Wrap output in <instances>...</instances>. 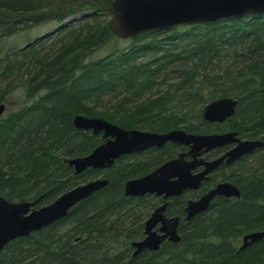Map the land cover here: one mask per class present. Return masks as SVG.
Returning <instances> with one entry per match:
<instances>
[{
	"label": "trees",
	"instance_id": "1",
	"mask_svg": "<svg viewBox=\"0 0 264 264\" xmlns=\"http://www.w3.org/2000/svg\"><path fill=\"white\" fill-rule=\"evenodd\" d=\"M113 1L0 0V196L41 207L87 180H109L67 218L10 242L0 264H264V238L238 251L239 237L264 230V152L246 164L240 198L182 221L180 243L136 258L130 243L159 199L127 197L124 182L176 148L79 176L68 163L105 142L75 127L79 113L125 129L209 134L225 127L205 121V105L229 97L239 101L232 130L264 126V14L122 39L109 27Z\"/></svg>",
	"mask_w": 264,
	"mask_h": 264
},
{
	"label": "water",
	"instance_id": "2",
	"mask_svg": "<svg viewBox=\"0 0 264 264\" xmlns=\"http://www.w3.org/2000/svg\"><path fill=\"white\" fill-rule=\"evenodd\" d=\"M109 11L110 29L122 39L133 38L150 30H169L182 25H201L220 19L241 18L264 14V0H114ZM238 100L222 98L214 100L204 108V118L210 122H223L235 114ZM4 110L0 106V115ZM75 125L79 129L91 130L94 134L103 133L106 141L92 153L70 159L68 162L75 170L84 172L89 168L106 169L124 155L140 152L151 147H163L168 141L190 147V151L179 158L160 166L154 172L137 179L127 181L125 193L130 196L156 194L169 199L180 195L186 189L198 188L208 174L228 157V162L248 154L263 145L260 141L241 142L236 133L192 134L184 130H175L166 134L124 129L101 118L77 117ZM239 143L222 158L214 162H205L198 157L203 151ZM190 154L192 160L184 156ZM204 165L201 172L193 171ZM108 184L106 179H97L86 185L78 186L60 195L53 203L37 207V201L11 202L0 196V254L15 239L52 225L65 218L71 209L81 201ZM216 194L240 196L241 191L231 183L220 184L208 196L192 200L188 206L187 219L191 220L207 210L210 200ZM168 202L156 208L147 220L145 232L147 237L135 242L137 253L144 249L157 251L161 243L168 239L179 242V217L164 216ZM160 226L158 231L156 227ZM264 238V230L252 231L243 236L242 249Z\"/></svg>",
	"mask_w": 264,
	"mask_h": 264
},
{
	"label": "flooded vegetation",
	"instance_id": "3",
	"mask_svg": "<svg viewBox=\"0 0 264 264\" xmlns=\"http://www.w3.org/2000/svg\"><path fill=\"white\" fill-rule=\"evenodd\" d=\"M228 123V121L222 122L221 124ZM219 124V123H218ZM229 126V125H228ZM230 128H225L224 130H218L211 132L209 134H219V133H228ZM238 133V137L241 142L244 141H260L263 143L261 147H258L252 153H249L247 155L241 156L237 158L234 161L228 162L227 159H225L217 168L213 169L209 174L208 178L206 180H203L198 188L192 189H186L183 191L180 195L176 196V198H171L169 202L174 201L177 198H180V201L183 202L184 206L181 211L173 210L170 211V207L167 205V208L164 212V216L168 218L172 217H179L180 222L185 221L187 219V213H186V206L190 200H199L201 197H203L205 194H207L210 190H213L216 188L220 183H231L234 184L236 187L239 185V181L241 180V176L244 174V169L246 164L252 160L254 156H256L259 153L264 152V134H257L252 127L244 126V128L240 130H236ZM197 134V133H194ZM239 143H232L229 145H225L222 147H217L214 149H211L209 151H203V153L198 157V159H203L205 162H214L217 159L223 157L225 154H227L233 147L237 146ZM174 148V151L171 155L166 153V155L163 157L164 160L157 164L156 166H149L148 171L143 174L147 175V173L154 172L157 170L160 166L164 165L165 163L171 161L172 159L180 156L181 154H186L190 151V147L179 145V144H170ZM169 145H164L163 147H151L146 149L145 151L140 152V154H135L130 156L129 159H133L134 157H140L142 159H148L153 158L156 155L163 154L161 151L166 149V147ZM185 160L190 161L192 160V157L190 154H187L184 156ZM205 166L201 165L197 167L193 173H198L204 170ZM141 175V176H143ZM139 177V176H138ZM239 188V187H238ZM147 195H154L156 198L159 199L158 204L153 208H157V206H162L165 203V198L163 196H157L156 194H147ZM145 196V195H144ZM168 202V203H169ZM152 209V210H153ZM151 210V211H152ZM197 216V215H196ZM160 226L157 227L159 229ZM163 242H170L168 239H165ZM163 244V243H162ZM160 249V248H159ZM158 249V250H159ZM157 250V251H158Z\"/></svg>",
	"mask_w": 264,
	"mask_h": 264
},
{
	"label": "bare ground",
	"instance_id": "4",
	"mask_svg": "<svg viewBox=\"0 0 264 264\" xmlns=\"http://www.w3.org/2000/svg\"><path fill=\"white\" fill-rule=\"evenodd\" d=\"M92 12V10H90V9H87V10H85V11H82V13H79V14H75L74 16H71V17H69L67 20H65L62 24H60V25H58V26H56V27H53V28H49L48 30H47V33H54V32H56L57 30H59L61 27H63V26H65V25H67L69 22H71L72 20H74V19H78V18H80L81 16H83V15H88V14H90ZM108 13H109V23H110V19H111V14H110V11H109V8H108ZM209 24V23H208ZM200 25V24H199ZM201 25H205V24H201ZM110 27V26H109ZM112 31V30H111ZM114 34V33H113ZM115 35V34H114ZM26 45L27 44H22L21 46H20V48L19 49H22V48H24V47H26ZM18 49V50H19ZM15 51H17V50H15ZM223 98H229V97H223ZM218 99H222V98H218ZM218 99H216V100H218ZM232 99H235V100H238L237 98H232ZM209 104V103H208ZM238 104H239V101H238ZM238 104H237V106H236V110H235V114H236V112H237V108H238ZM207 105V104H206ZM205 105V106H206ZM0 106H3L4 107V110H3V112H2V115L4 114V113H6V109H7V106L4 104V103H0ZM235 114L232 116V117H230V118H228V119H226L225 121H230V122H232V121H235ZM2 115H0V116H2ZM77 117H84V118H88V119H91V118H101V119H104V118H102V117H89V116H86V115H84V114H81V113H79V114H77V115H75L74 116V118H73V124L75 125V120H76V118ZM203 117H204V111H203ZM205 119V118H204ZM232 119V120H231ZM104 120H106V119H104ZM108 121V120H107ZM205 121L207 122V123H219V124H221V122H210V121H207L206 119H205ZM225 121H223V122H225ZM110 122V121H109ZM112 123V122H111ZM233 123V122H232ZM113 124H115V123H113ZM115 125H117V124H115ZM119 126V125H118ZM75 127H76V125H75ZM121 127V126H120ZM223 127H225V128H230V130H232L231 129V127L230 126H228V125H224ZM77 128V127H76ZM125 129V128H124ZM138 129V128H137ZM252 129H254V131L259 135H261V134H264V126H261V127H256V126H253L252 127ZM81 130H83V129H81ZM139 130H142V131H147V132H151V131H148V130H143V129H139ZM175 130H183V129H172V130H169V131H167V132H153V133H159V134H166V133H169V132H172V131H175ZM185 131V130H184ZM214 131H218V130H214ZM185 132H187V131H185ZM187 133H191V132H187ZM228 133H236V138H238L239 139V137H238V133L236 132V130H232V131H228ZM192 134H194V133H192ZM219 134H225V133H219ZM102 136H103V133H102ZM103 138H104V136H103ZM105 139V141H106V138H104ZM240 140V139H239ZM170 144H175L174 142H172V141H168L167 143H165V145H169V146H172V145H170ZM236 147V146H235ZM235 147H233L231 150H233ZM143 151H145V150H143ZM140 152H142V151H140ZM140 152H134V153H131V154H127V155H124L123 156V158H130V156H132V155H135V154H140ZM173 153V151L171 150V149H169V152H168V154L169 155H171ZM250 153H252V152H250ZM249 154V153H248ZM88 155V154H87ZM245 155H247V154H245ZM85 156V155H84ZM244 156V155H243ZM76 157H79V156H76ZM76 157H71V158H69L68 159V161L70 160V159H72V158H76ZM255 157V156H254ZM253 157V158H254ZM177 158H179V156L178 157H176V158H174V159H177ZM222 158V157H221ZM252 158V159H253ZM174 159H172V160H174ZM185 159V158H184ZM220 159V158H219ZM225 159H229L228 157H226ZM224 159V160H225ZM218 160V159H217ZM223 160V161H224ZM234 161V160H233ZM69 163V162H68ZM70 165V164H69ZM71 166V165H70ZM73 167V166H72ZM74 168V167H73ZM89 169H94V168H89ZM98 170H103V169H98ZM74 171H75V174L76 175H81V174H83L84 172H77L76 170H75V168H74ZM148 171V170H147ZM148 174H150V173H147V175ZM143 176H145V175H143ZM143 176H137V177H132V178H130V179H127L125 182H124V193H125V186H126V183H127V181H129V180H131V179H137V178H140V177H143ZM97 179H106V180H108L107 178H102V177H99V178H95V179H90V180H87V181H85V182H82V183H80V184H77V185H75L74 187H72V188H70V189H73V188H76V187H78V186H82V185H86V184H88L89 182H92V181H95V180H97ZM108 184H109V180H108ZM107 184V185H108ZM220 184H223V183H220ZM219 184V185H220ZM106 185V186H107ZM218 185V186H219ZM106 186H104V187H106ZM217 186V187H218ZM103 187V188H104ZM216 187V188H217ZM216 188H214L213 190H215ZM69 189V190H70ZM102 189V188H101ZM100 189V190H101ZM69 190H67V191H69ZM99 190V191H100ZM213 190H210L207 194H205L203 197H201V199H203L204 197H206V196H208L211 192H213ZM240 190V189H239ZM67 191H65V192H67ZM64 192V193H65ZM63 194V193H62ZM61 194V195H62ZM95 194V193H94ZM125 195L127 196V197H130V198H135V197H137V196H130V195H127L126 193H125ZM91 197V196H90ZM89 197V198H90ZM241 197V195L238 197V196H226V195H220V194H216V195H214L213 197H212V199L210 200V205H209V207H208V209L207 210H205V211H203L202 213H199V214H203V213H205V212H207L209 209H211L212 207H213V205H216V203L217 202H219V201H222V200H225V201H229V200H233V199H236V198H240ZM58 198V197H57ZM56 198V199H57ZM172 199L173 198H176V196H174V197H171ZM171 198H169V199H165V203L166 202H169L170 201V199ZM56 199H54L51 203H53ZM88 199V198H87ZM87 199H85V200H87ZM85 200H83V201H85ZM83 201H81V202H83ZM190 201H192V200H190ZM189 201V202H190ZM195 201V200H194ZM80 202V203H81ZM189 202H188V204H187V206H186V208H185V210H186V213H187V216H188V206H189ZM80 203H78V204H76L73 208H75L76 206H78ZM175 205V203H174V201H172V202H169L168 203V206L170 207V208H173L172 206H174ZM175 206H177L176 208H177V211H181L182 209H183V206H184V204H183V202H181L180 203V205H175ZM159 206H157V208H158ZM72 208V209H73ZM155 210H156V208L155 209H153L151 212H150V214L147 216V218L145 219V221H144V226H143V234H142V237L141 238H138V239H136V240H134V241H131V243H130V248L132 249V251H131V256L133 257V258H136V257H138L139 255H141L143 252H145V251H151V252H153L154 250H150V249H144L143 251H141V252H139V253H137V248L133 245L135 242H140V241H142V240H144L146 237H147V234H146V232H145V226H146V222H147V220L151 217V215L155 212ZM198 214V215H199ZM69 216V214L65 217V218H67ZM64 219V218H63ZM62 220V219H61ZM179 220H180V218H179ZM192 220V219H191ZM191 220H188V219H186L184 222H190ZM60 221V220H59ZM58 222V221H57ZM181 223V222H180ZM180 223H179V227H180ZM158 227V226H157ZM157 227H156V229H155V231H158V229H157ZM179 227H178V233H179ZM180 235V234H179ZM181 237V236H180ZM180 241H181V239H180ZM180 241L179 242H172V241H170L169 243H173V244H178V243H180ZM163 243V242H162ZM162 243H161V245H162ZM243 245H244V242H242V244L241 245H239V243H238V251H241V250H244V249H242V247H243ZM249 247V246H248ZM247 247V248H248ZM160 248H161V246H160ZM246 249V248H245Z\"/></svg>",
	"mask_w": 264,
	"mask_h": 264
},
{
	"label": "rangeland",
	"instance_id": "5",
	"mask_svg": "<svg viewBox=\"0 0 264 264\" xmlns=\"http://www.w3.org/2000/svg\"><path fill=\"white\" fill-rule=\"evenodd\" d=\"M232 124H233V123H231L230 121H228V123L226 122L224 125H229V126L231 127V126H232ZM224 125H223V126H224ZM242 242H243V236H242V237H239V242H238V243H239V245H241V244H242Z\"/></svg>",
	"mask_w": 264,
	"mask_h": 264
}]
</instances>
